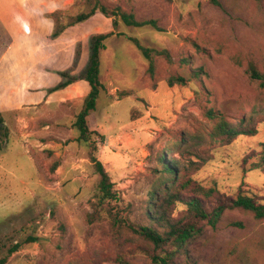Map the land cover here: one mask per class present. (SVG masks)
<instances>
[{
  "label": "rangeland",
  "instance_id": "374dc122",
  "mask_svg": "<svg viewBox=\"0 0 264 264\" xmlns=\"http://www.w3.org/2000/svg\"><path fill=\"white\" fill-rule=\"evenodd\" d=\"M18 2L21 11L7 9ZM47 2L34 17L26 1L0 0L14 24L12 35L0 12V257L12 244L38 237L7 264H158L145 251L153 248L150 241L115 223L107 204L98 211L93 205L100 174L73 123L85 98L81 76L91 36L98 33L114 32L101 52L106 89L88 122L99 133L93 152L120 192L122 216L157 227L146 212L156 202L151 190L163 156L195 183L264 202V90L247 71L254 63L264 73V0ZM96 6L95 15L71 25ZM116 7L140 21L156 20L162 30L126 25ZM131 37L168 49L172 63L156 56L151 76L150 61ZM65 73L78 79L52 91ZM171 75L187 83L170 86ZM210 109L231 122L245 119L257 133L212 137ZM185 208L179 203L171 219H181ZM204 224L170 264H264V219L226 208L215 225Z\"/></svg>",
  "mask_w": 264,
  "mask_h": 264
},
{
  "label": "trees",
  "instance_id": "16d2710c",
  "mask_svg": "<svg viewBox=\"0 0 264 264\" xmlns=\"http://www.w3.org/2000/svg\"><path fill=\"white\" fill-rule=\"evenodd\" d=\"M208 1L214 5H220V0ZM98 9L99 7L96 6L90 12L78 14L75 20L71 22V25L89 19L96 14ZM101 11L107 13V9L103 6ZM114 15H117L126 25L140 27L152 24L156 29L162 30L156 20L140 21L134 13L127 12L121 7H116ZM113 23L116 27L117 21L115 20ZM113 34L114 32H109L91 36L89 62L83 76H81L88 82L89 90L85 95L82 108L73 123V127L78 134L77 141L89 148L90 159L94 163L96 171L100 174L98 200L93 203L96 211L107 204L109 206V214L115 223L130 228L134 233L152 243V249L143 247L158 264H170L169 261L173 258L176 251L188 239L197 235L204 228V223L215 225L226 208H240L252 212L257 219H264V202L259 201L257 196L250 195L244 191H240L235 196H224L216 187L207 188L197 182L195 183L191 177H187L185 174L181 175V173H178L177 163L173 166L164 156L161 158V176L154 182L151 190V199L156 198V202L150 205L149 210L146 212L148 218L152 219L157 227L135 225L122 216L125 208L119 203L121 200L120 192L115 189V183L108 170L93 152L96 149L93 135H99V133L96 130H92L88 122L89 115L97 108V100L101 92L106 89L101 80V52L106 48V40ZM130 39L142 51L144 57L150 61L149 73L151 76H154V58L156 56L163 55L168 62L172 63V56L168 49L157 50L142 45L137 38L131 37ZM247 71L253 79L259 81L260 86L264 90V73L258 69L257 65L251 63ZM199 74V70H195L193 73L194 76ZM64 77L66 80L56 85L52 91L67 87L78 79V77L69 73H65ZM168 83L170 86L175 84L185 85L187 80L182 75H171ZM208 115L216 121L211 131L212 137L216 139L230 140L239 135L253 136L257 133V127L248 125L243 118L240 123L231 122L225 118L224 114L213 109L209 110ZM3 123L4 115L0 111V127ZM262 145L264 148V143ZM58 166L59 164L55 163L52 169L56 170ZM179 203L186 206L184 215L179 220H172L173 211ZM152 209L153 212H151ZM159 227H164V230H160ZM37 241L38 237L31 235L24 241L12 244L6 253L0 257V264H7L9 257L20 250L24 243Z\"/></svg>",
  "mask_w": 264,
  "mask_h": 264
},
{
  "label": "crops",
  "instance_id": "0c3cea01",
  "mask_svg": "<svg viewBox=\"0 0 264 264\" xmlns=\"http://www.w3.org/2000/svg\"><path fill=\"white\" fill-rule=\"evenodd\" d=\"M21 1H23V0H21ZM24 1H26V5H27V7L29 8V10L31 9V16H34L35 17V15H36V13H35V11H40V9H39V4H41L42 3V5L41 6H46L47 5V0H24ZM38 1V2H37ZM18 4V5H17ZM17 4H15V5H11V7H9V8H7V9H12V8H15V9H17L18 11H21V7H18L19 6V2L17 3ZM16 10V11H17ZM6 10H0V12L1 13H4L5 14V20H4V22H5V24L7 25V28L12 32V35L14 34V32L12 31V28H14V24H13V22H10V17H7V14H6V12H5ZM33 17V18H34ZM39 18L42 20H45V18L44 17H42V16H39ZM29 21L31 22L32 21V18H30L29 19ZM33 27H34V25H32ZM35 28V27H34ZM34 28H32V29H34ZM87 82V81H86ZM73 84V83H72ZM72 84H70L69 86H71ZM88 90H89V84H88V82H87V87H86V91H85V95H86V93L88 92Z\"/></svg>",
  "mask_w": 264,
  "mask_h": 264
}]
</instances>
